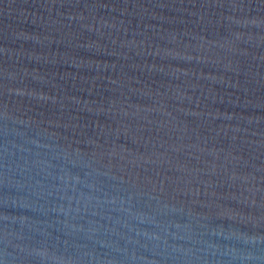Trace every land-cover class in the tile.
<instances>
[{"label": "water", "instance_id": "1", "mask_svg": "<svg viewBox=\"0 0 264 264\" xmlns=\"http://www.w3.org/2000/svg\"><path fill=\"white\" fill-rule=\"evenodd\" d=\"M0 264H264V0H0Z\"/></svg>", "mask_w": 264, "mask_h": 264}]
</instances>
